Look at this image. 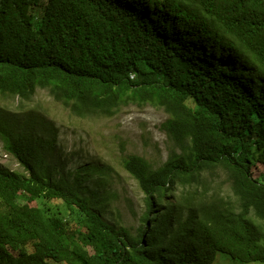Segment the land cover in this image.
<instances>
[{
  "label": "trees",
  "instance_id": "1",
  "mask_svg": "<svg viewBox=\"0 0 264 264\" xmlns=\"http://www.w3.org/2000/svg\"><path fill=\"white\" fill-rule=\"evenodd\" d=\"M39 90L82 119L166 111L168 159L122 158L137 228L104 218L112 168H67ZM0 93L23 169L0 167V264H264V0H0Z\"/></svg>",
  "mask_w": 264,
  "mask_h": 264
},
{
  "label": "rangeland",
  "instance_id": "2",
  "mask_svg": "<svg viewBox=\"0 0 264 264\" xmlns=\"http://www.w3.org/2000/svg\"><path fill=\"white\" fill-rule=\"evenodd\" d=\"M13 103L15 106L19 104L17 100H9L0 93V104ZM32 104H41L58 127L59 148L67 168L75 169L86 164L112 168L113 178L106 189L115 192L118 199L104 218L109 223L120 221L130 229L137 228L142 216L144 195L137 182L124 169L122 158L140 155L155 167L168 159L171 142L161 129V124L168 118L166 111L152 106L130 105L122 107L110 118L82 119L73 116L41 90ZM0 167L23 172L16 159L4 149L1 140ZM263 171V164L253 169L256 177ZM225 184L224 180V187ZM261 224L264 225L263 222ZM218 261L219 264H242L222 254L218 256Z\"/></svg>",
  "mask_w": 264,
  "mask_h": 264
},
{
  "label": "built area",
  "instance_id": "3",
  "mask_svg": "<svg viewBox=\"0 0 264 264\" xmlns=\"http://www.w3.org/2000/svg\"><path fill=\"white\" fill-rule=\"evenodd\" d=\"M132 79H134V77H132Z\"/></svg>",
  "mask_w": 264,
  "mask_h": 264
}]
</instances>
